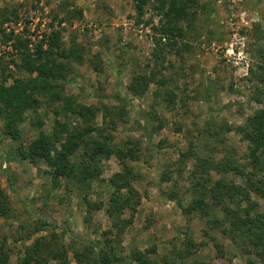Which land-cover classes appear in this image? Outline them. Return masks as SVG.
<instances>
[{"label": "rangeland", "instance_id": "1", "mask_svg": "<svg viewBox=\"0 0 264 264\" xmlns=\"http://www.w3.org/2000/svg\"><path fill=\"white\" fill-rule=\"evenodd\" d=\"M198 3L179 24L184 36L171 39L174 45L162 35L158 0H0L2 27L29 39L31 50L52 32L61 48L74 47L79 57L66 61L63 96L99 108L125 99V123L113 128L112 116L98 111L94 124L115 143L131 141L139 149L137 160L128 161L135 174L134 210L121 218L132 214V220L117 235L106 213L109 179L121 169L115 156L100 159L99 176L86 189L54 180L50 166L20 161L15 150L29 145L38 131L52 135L64 129L56 123L75 128L78 120L59 104L42 101L38 116L25 113L21 137L14 141L3 133L0 119V188L10 207L7 219L0 216V249L8 264H18L39 238L64 249L70 264L72 249L86 244L109 245L125 258L137 249L164 264L187 239L193 246L186 264H260L251 246L232 242L218 209L183 215L177 206L189 205L220 178L243 184V176L218 173L210 163L231 158L243 166L249 152L240 129L264 110V0ZM14 53L0 35V60L20 78L24 73L9 65ZM139 76L150 81L134 97L127 89ZM82 152L79 148L73 160ZM254 200L256 211L264 212V201Z\"/></svg>", "mask_w": 264, "mask_h": 264}, {"label": "trees", "instance_id": "2", "mask_svg": "<svg viewBox=\"0 0 264 264\" xmlns=\"http://www.w3.org/2000/svg\"><path fill=\"white\" fill-rule=\"evenodd\" d=\"M198 4V0H158L156 8L165 19L162 35L168 42L175 45L171 39L184 36L179 24L188 19L189 12ZM2 16L3 20H8L4 14ZM14 17L17 18L16 15ZM13 22L17 23L18 19ZM2 25L0 23V35L4 44H9L15 52L9 65L24 73V76L14 78L7 71L8 64L0 60V119L4 123L3 133L11 140H19L21 133L18 125L23 122L25 113L31 112L38 116L42 101L49 105L59 104L61 112L78 120L75 128L56 123L64 129L54 131L52 135L38 131L29 145H21L15 150L17 158L33 165L46 163L51 168L54 180L61 178L74 181L86 189L90 181L99 176L100 159L115 156L121 169L109 179L112 189L106 213L112 221V227L116 228L117 235H121L130 225L132 214L125 220L121 219L122 216L127 210H134L131 201L135 174L128 161L137 160L139 149L131 141L115 143L112 135H104V128L96 127L94 120L97 112L102 111L105 117L112 116L109 123L113 128L118 122L125 123V99H121L120 103L117 101L119 104L116 107L102 105L99 108L78 104L72 98L63 96L64 87L60 82L69 71L66 61L79 57L73 50L74 47L70 51L61 48L58 34L52 32L42 37L31 50L29 39L21 38L13 31L6 33ZM9 80L11 84H7ZM149 81L144 76L133 78L127 89L129 94L134 97L142 96ZM240 131L248 144V161L243 166L237 165L231 158L230 161L214 160L210 164L212 170L218 173L243 176V184H228L220 178L209 188H204L205 191H200L199 197L192 199L189 205L177 203V206L183 215L197 210L207 214L209 209H218L226 219V232L232 242L243 244L247 248L251 246L260 264H264V212L256 211L254 200L264 201V110L255 111ZM79 148L83 152L74 161L73 155ZM247 167L250 170L247 171ZM229 203H233L235 207L229 206ZM9 213L8 200L0 188V216L7 219ZM192 246L193 242L187 239L184 247L172 251L170 257H164L163 263L186 264ZM72 250L75 264H157L149 257L151 254L137 249H132L127 258L109 245L86 244L82 250ZM50 260L56 264H70L64 249L50 247L43 238H39L26 248L18 264H48ZM0 264H8L7 255L1 249Z\"/></svg>", "mask_w": 264, "mask_h": 264}]
</instances>
